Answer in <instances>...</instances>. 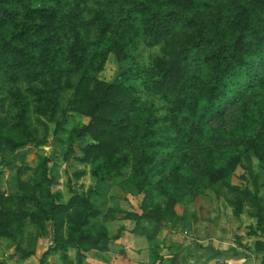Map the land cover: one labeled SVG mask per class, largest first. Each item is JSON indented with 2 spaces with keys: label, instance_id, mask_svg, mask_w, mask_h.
<instances>
[{
  "label": "trees",
  "instance_id": "16d2710c",
  "mask_svg": "<svg viewBox=\"0 0 264 264\" xmlns=\"http://www.w3.org/2000/svg\"><path fill=\"white\" fill-rule=\"evenodd\" d=\"M89 1L0 0V164L15 167L18 150L47 146L48 125L57 137L77 114L88 123L70 131L65 159L88 166L98 183L129 170L125 182L143 199L141 213L124 219L149 246L146 264H161L158 235L177 219L175 207L219 183L236 216L244 204L253 208L248 235L254 252H264V198L251 161L264 168V0H104L93 15ZM141 44L160 48L147 68L133 62ZM110 55L123 70L105 82ZM49 163L41 156L33 167L20 165L17 192H0V238L29 259L34 251L19 245V234L30 225L41 237L49 225L39 264L56 252L68 263L69 249L78 264L90 251L109 252L119 235L92 226L102 216L93 190L64 203ZM238 168L251 189L226 183Z\"/></svg>",
  "mask_w": 264,
  "mask_h": 264
},
{
  "label": "rangeland",
  "instance_id": "374dc122",
  "mask_svg": "<svg viewBox=\"0 0 264 264\" xmlns=\"http://www.w3.org/2000/svg\"><path fill=\"white\" fill-rule=\"evenodd\" d=\"M103 6L104 0H90L88 3L90 15H93L96 10L102 9ZM89 17L90 16L86 14V18L88 19ZM158 55H160L159 47L149 48L141 44L136 48L133 62L138 63L140 67L147 68ZM122 70L123 66L121 63H119L114 56L110 55L104 70L100 73V79L105 82H110L117 74L121 73ZM134 83L138 84L140 97L147 100L148 96L141 91L142 85L140 77L135 79ZM70 95V92L63 93L61 100L62 110L66 107ZM155 105L160 111L165 109V106L158 101H155ZM229 113L230 119L233 118L234 111H230ZM31 118L33 120L34 116L31 115ZM227 122L229 123L228 120ZM87 123V118L77 114H68L67 123L64 127L65 130L61 131L57 137L51 135L52 125L49 124L47 146L37 148L30 146L18 150L13 158L15 167H8L0 164V192L5 195L15 194L17 192V167L20 165L33 167L39 157L46 156L50 159V175L56 179L54 190L62 194L63 202L66 203L74 192L86 194L88 189L93 190L91 201L96 208L100 210L102 216L92 220V226H104L111 238L119 235L118 239L111 243L109 252L100 253L90 251L81 264H146L149 262V246L144 237L134 235L130 232L133 228V222L124 219L125 212L141 213V203L143 199L142 194L133 193L131 187L125 182L129 170L124 169L122 175L98 183L96 179L91 177L90 168L88 166L77 164L71 157L65 159L70 131L74 128L79 129ZM85 143V140H76L74 144L75 150L78 152L79 148ZM251 161L252 173L257 176L260 194L262 193L263 197L264 168H262L261 164L253 155H251ZM79 169H83L86 174L76 179L74 173ZM242 174H246V171L243 168H238L235 172L233 182L251 189L252 184L249 177L243 180L245 184L244 182H240L242 180L239 179V176ZM29 176L30 172H27L23 178H28ZM166 226H164L162 230ZM121 229L123 230L121 231ZM161 232L158 235L161 264H170V259L166 258L164 246L160 240ZM51 240L52 234L49 225L46 227V234L41 237L37 235V232L32 226L27 225L19 234L18 243L22 248L33 250L34 255L29 259H22L20 256L14 254L13 243L7 239L0 238V264H39L40 258L47 250ZM237 241L236 238V242ZM249 244L253 246V241ZM246 245H248V243ZM75 254L76 251L74 249H69L67 251L69 262L66 263L62 259L61 253L56 252L47 256L43 264H78Z\"/></svg>",
  "mask_w": 264,
  "mask_h": 264
},
{
  "label": "crops",
  "instance_id": "0c3cea01",
  "mask_svg": "<svg viewBox=\"0 0 264 264\" xmlns=\"http://www.w3.org/2000/svg\"><path fill=\"white\" fill-rule=\"evenodd\" d=\"M234 177L226 183L240 186L233 182ZM229 199L219 183L191 204L175 207L177 219L160 236L170 264H264V252H254L255 238L248 235L255 224L253 208L244 204L236 216Z\"/></svg>",
  "mask_w": 264,
  "mask_h": 264
}]
</instances>
